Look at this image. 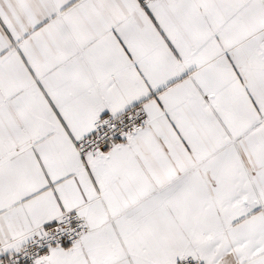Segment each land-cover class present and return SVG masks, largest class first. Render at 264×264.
Here are the masks:
<instances>
[{"label": "snow or ice", "instance_id": "1", "mask_svg": "<svg viewBox=\"0 0 264 264\" xmlns=\"http://www.w3.org/2000/svg\"><path fill=\"white\" fill-rule=\"evenodd\" d=\"M0 264H264V0H0Z\"/></svg>", "mask_w": 264, "mask_h": 264}]
</instances>
